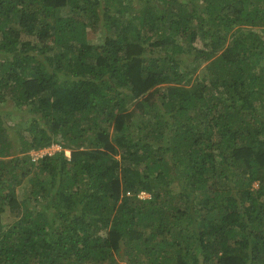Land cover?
Returning <instances> with one entry per match:
<instances>
[{
  "label": "trees",
  "instance_id": "1",
  "mask_svg": "<svg viewBox=\"0 0 264 264\" xmlns=\"http://www.w3.org/2000/svg\"><path fill=\"white\" fill-rule=\"evenodd\" d=\"M0 264H264V0H0Z\"/></svg>",
  "mask_w": 264,
  "mask_h": 264
},
{
  "label": "rangeland",
  "instance_id": "2",
  "mask_svg": "<svg viewBox=\"0 0 264 264\" xmlns=\"http://www.w3.org/2000/svg\"><path fill=\"white\" fill-rule=\"evenodd\" d=\"M88 38H89V39H93V41H95V39H94V38H95V33L92 32V31H88ZM202 43H203V39H202V38H197V39H195V41L193 42V44H194L195 46H201ZM10 106H11V103L8 102V105H5L4 109H5V108H9ZM16 116H17L16 112H13V113L8 117V119H9V121H10L9 124L13 125L12 122L14 121V119H17ZM11 119H13V121H11ZM66 151H68V150H66ZM33 153H34V152H31V155H32ZM67 153H69V151H68ZM21 192H22V191H20V190L18 191V195H19V196H20V193H21ZM139 196L142 197V198H144V197H148L149 195H148L147 193H145V192H142V193L139 194ZM18 198H20V197H18ZM11 219L13 220V219H15V218H13L11 215H10V216H9V215H6L4 221H10Z\"/></svg>",
  "mask_w": 264,
  "mask_h": 264
},
{
  "label": "built area",
  "instance_id": "3",
  "mask_svg": "<svg viewBox=\"0 0 264 264\" xmlns=\"http://www.w3.org/2000/svg\"><path fill=\"white\" fill-rule=\"evenodd\" d=\"M60 146L58 144H51L50 147L48 148H45V149H42L41 151L37 152V153H33L32 154V157L35 158V157H38L42 154H45V153H48V154H51L52 152L56 151V150H60ZM68 151H65V154L67 156H69V153H67Z\"/></svg>",
  "mask_w": 264,
  "mask_h": 264
}]
</instances>
